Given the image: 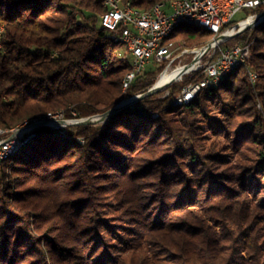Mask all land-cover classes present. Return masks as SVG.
<instances>
[{
    "label": "trees",
    "instance_id": "1",
    "mask_svg": "<svg viewBox=\"0 0 264 264\" xmlns=\"http://www.w3.org/2000/svg\"><path fill=\"white\" fill-rule=\"evenodd\" d=\"M128 1L149 9L171 0ZM105 9L103 0H0V127L56 109L68 118L66 127L32 124L35 137L0 162V264H122L111 240L114 207L139 226L138 246L151 240L193 264H261L264 19L255 27L261 37L247 29L221 42L253 41L256 82L241 66L177 106L173 99L201 70L144 96L187 54L153 62L123 91L132 60L102 25ZM249 11L262 16L261 8ZM179 34L213 36L192 25ZM218 55L213 47L199 59ZM104 167L114 168L113 181Z\"/></svg>",
    "mask_w": 264,
    "mask_h": 264
},
{
    "label": "built area",
    "instance_id": "2",
    "mask_svg": "<svg viewBox=\"0 0 264 264\" xmlns=\"http://www.w3.org/2000/svg\"><path fill=\"white\" fill-rule=\"evenodd\" d=\"M262 9L264 12V0L258 2L240 1V0H188L176 4H157V10L154 15L138 13L130 1L123 3V0H108V9L101 14V23L104 27L112 31L114 37H122V46L131 44V52H125L129 57L136 59V70L128 82V87L133 83L137 76L143 74L148 66L153 62H163L173 57L181 58L189 54L191 49L172 48V38H167L169 24L173 21L199 20L203 24L212 25L216 29V41L213 47L220 48L219 55L204 65H198L194 62L191 71L201 70V78L186 86L175 96L173 100H188L198 94L205 88L215 87V78L222 70L230 67L233 62H243L246 66L251 56L252 43L245 45H235L221 48L222 38L220 31L226 24L233 21L235 15L243 10ZM256 19L249 15L246 19L238 21L232 26L230 31H234L235 26L244 25ZM4 26H0V51L3 49L1 41ZM212 47V48H213ZM125 53H121L124 55ZM184 68V67H183ZM181 68V69H183ZM173 72H162L160 78ZM251 79V69H250ZM178 76L168 78L164 83H170ZM253 84L254 82L251 81ZM163 83V84H164ZM169 91L165 93L167 96ZM77 115L75 110H72ZM65 113L57 114L48 119H38V122L47 123L50 127H60L67 125ZM29 127L19 133H8L0 131V154L3 153L12 144L19 143L28 134H34L28 131Z\"/></svg>",
    "mask_w": 264,
    "mask_h": 264
},
{
    "label": "rangeland",
    "instance_id": "3",
    "mask_svg": "<svg viewBox=\"0 0 264 264\" xmlns=\"http://www.w3.org/2000/svg\"><path fill=\"white\" fill-rule=\"evenodd\" d=\"M249 15H252L255 17V14H252L249 11V9H243L235 15L233 21L238 22L242 19H246ZM257 25H259V24H257ZM257 25L246 27V28L244 27L243 29L239 30L238 32L240 34H242L245 32V30L249 29V30H251V33H253L252 35L255 36V38L261 37V32L255 28ZM235 31H237V30H235ZM175 38H176V42L178 43V45H185L186 47L193 49L194 52H191L187 55L185 54L186 57L182 58V61L177 60V61H174L173 63L169 64L167 69L165 70V72H177L179 69L189 65L194 60V57L197 54V52L200 50V48H202L204 46V44H202L201 41L202 40H208L210 42L212 39V36H202V37H198L197 39H190V38H187L185 35L179 34L178 36H175ZM232 43H234V42H232ZM232 43H230V44H232ZM251 43L253 44V41ZM221 48H223V47H221ZM218 50L220 51V48H218ZM252 60H253V54H252V49H251L250 59H249L247 65L244 67L242 66V68H244V70L250 72V69H252L250 66V63H252ZM197 62H198L199 66L204 65V63L201 62V60L199 58L197 59ZM241 71H243V70H240V72ZM252 72H254V71H252ZM164 95H165V93H164ZM259 107H260V104H259ZM49 111H61V114L65 113V117H63V118H65L66 120L68 119L67 118V111L65 109H56V110H49ZM71 114L74 117H77L73 113H71ZM76 119L81 120V118H76ZM82 121H84V120L78 121V123H80ZM63 126L66 127L67 125L65 124ZM78 140L81 143L84 142V138H82V137H79ZM102 171L107 172L108 175H111V177L109 178L110 180L108 179V180H106V182L107 181H113L114 176H112V175L115 171L114 168H105V169L102 168ZM151 179L152 178H147L146 181L151 182ZM107 193L109 194V192H107ZM252 198H254L255 199L254 201L257 202L261 199V196L252 195ZM110 211H111V213L108 215H113V217H112V219H114L113 223H115V225H118L117 227H119V229L117 230L118 235L113 236V238L111 239L113 244L116 247V248H114L113 251H115V254L116 253L119 254V257L121 259L122 264H193V262H191V260H193L194 258L193 259L190 258L189 260H186L185 259L186 254H183L181 252L164 251L161 248H158L156 246L157 245L156 242L151 241V240H149V241L147 240L146 242H143V244L141 246H138L139 242L137 241V239L139 240V238H138V236H136L137 238H134L135 236H133L132 231H133V229L138 228L139 226L136 225V223L132 220L133 218H130L132 216H128L127 213L120 214L119 212L116 211L115 207L112 208ZM261 225H262L261 231L263 234V238H262V241H263L264 240V222ZM219 228L220 227L218 226V229ZM194 261H196L195 264H216V263H212V261H210V260L205 261V260L199 259V258H197V259L195 258ZM261 264H264V254H263Z\"/></svg>",
    "mask_w": 264,
    "mask_h": 264
},
{
    "label": "bare ground",
    "instance_id": "4",
    "mask_svg": "<svg viewBox=\"0 0 264 264\" xmlns=\"http://www.w3.org/2000/svg\"><path fill=\"white\" fill-rule=\"evenodd\" d=\"M181 1H188V0H181ZM240 1H250V2H258L261 0H240ZM104 6H105V12L108 9V0H103ZM180 0H171L169 3H157V4H176L179 3ZM157 4L154 5L152 8L149 9H139L134 6V9L137 10L138 13H146L147 15H154L155 10H157ZM104 12V13H105ZM264 14V12H263ZM245 24V23H243ZM198 26L201 28H205L207 30H210L213 33L211 42L216 41V29L212 25L203 24V22L199 20H183V21H173L171 24H169L168 30H167V38H172L171 40V47L172 48H187L191 49L189 47H186L185 45H178L175 38V33L177 29L181 26ZM114 41L122 43V37H114ZM124 46L127 48L128 52H131V44H124ZM191 51H194L191 49ZM132 60V68L125 74L123 77V91H126L128 89V82L131 79L133 73L136 70V59L131 58ZM243 66V62H233L230 67H227L226 69L222 70L221 73L215 78V86H218L220 82L227 77L229 74H231L233 71H235L237 68ZM181 69H179L177 72H173L172 74L165 75L162 80L165 82L168 78L175 76ZM258 78L257 73L252 72L251 70V79L255 83ZM197 96H192L189 100L192 101ZM186 104L184 100H175L174 105H184ZM64 112V111H63ZM66 112V111H65ZM61 114V111H48L46 113H41L38 115H34L32 117H29L25 119L23 122L17 124L16 126L12 128H1L0 131L8 132V133H19L20 131H23L24 128L30 127L32 123H38V119H48L51 116ZM34 137V134H28L25 136L19 143L12 144L9 148H7L5 151H3L2 154H0V162L8 159L12 155H14L25 143H27L31 138Z\"/></svg>",
    "mask_w": 264,
    "mask_h": 264
},
{
    "label": "water",
    "instance_id": "5",
    "mask_svg": "<svg viewBox=\"0 0 264 264\" xmlns=\"http://www.w3.org/2000/svg\"><path fill=\"white\" fill-rule=\"evenodd\" d=\"M263 19H264V14H263L261 17H258V18H256V19L252 20L251 22H248V23H246V24H244V25H242V26L236 25L234 31H232L231 33L226 34V35H224V36H220V38H222V41H223L224 39L229 38V37H231L232 35H234V34H235V30L239 31V30L243 29L244 27H250V26L257 25V24H259ZM212 47H213V43L210 41L207 45H205L204 47H202V48L197 52V54H196L195 57H194V60H193L189 65H187V66H185L183 69H181V70L176 74V76H180V75H182V74L188 72V71L191 69L193 63L197 61V59L199 58V56H200L202 53H204L206 50H208V49H210V48H212ZM163 83H164V82H163L162 78H160V79L157 81V83H155V84H154V85H153V86L147 91V93H146L144 96L149 95V94L153 93L154 91L158 90V89L163 85ZM124 106H126V103H121V104L117 105L115 108H113L112 111L115 112V111H117V110H119V109H122ZM82 120H85V119H82ZM38 123H39V122H38ZM40 123H42V122H40ZM32 124H34V123H32ZM32 124H31V125H32ZM44 124L47 125V123H44ZM31 125H30V126H31ZM29 128H30V127H29ZM29 128H28V130H29Z\"/></svg>",
    "mask_w": 264,
    "mask_h": 264
}]
</instances>
